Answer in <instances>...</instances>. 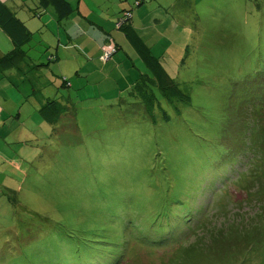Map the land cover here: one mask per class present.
Listing matches in <instances>:
<instances>
[{"label": "rangeland", "instance_id": "obj_1", "mask_svg": "<svg viewBox=\"0 0 264 264\" xmlns=\"http://www.w3.org/2000/svg\"><path fill=\"white\" fill-rule=\"evenodd\" d=\"M85 1L108 31L122 34L111 17L116 0ZM142 7L135 27L188 105L165 109L169 101L123 34L121 54L131 57L104 63L101 29L85 32L76 15L60 24L54 10L41 18L16 11L33 32L24 49L36 68L24 76L0 71V264H264V164L254 175L238 157L233 181L210 187L226 167L227 154L219 164L216 155L236 140L227 122L239 106L237 89L264 71V0H145ZM69 33H81L78 42ZM0 34L3 56L13 44ZM151 89L150 119L143 100ZM48 95L77 106L79 142L72 132L63 141L59 125L46 123Z\"/></svg>", "mask_w": 264, "mask_h": 264}, {"label": "trees", "instance_id": "obj_2", "mask_svg": "<svg viewBox=\"0 0 264 264\" xmlns=\"http://www.w3.org/2000/svg\"><path fill=\"white\" fill-rule=\"evenodd\" d=\"M77 2L78 3L76 8L70 0H36L31 5L27 4V6H24V8H26L32 14V16H36L38 18H41L43 15H45L48 10H54L52 13H55L60 24H62L64 20L66 21L73 15H76V17L78 18L80 17V26L82 30H85V32H87V29L89 32H92V29H101L103 31L101 35L105 34V42L106 44L108 43V45L101 44L103 48L101 49L102 52L100 58H102L101 61L104 63L111 61L116 56L119 58L118 61H124L126 59V56L129 58L131 57V54H129L128 51H125L124 56H122L121 54V50H125L126 46L124 45V40L118 38V34H123V39L125 38V40L129 44H131L136 55H139V57L145 63L148 71L150 72L149 75H146V77H148V79L157 87L158 91L169 101L167 102L168 105L165 106V109H171L169 107V104L170 106H172V108H175V104L180 102L188 105V103L191 101L190 97L186 93H184L182 89L176 84V82L171 78L167 70L161 64L160 56H156L153 53L151 47L149 46L148 39H146L145 35L143 33H140L135 27L137 22V15L142 14V6H144L145 0H129V6L127 8L121 7L117 10L116 14L111 16L112 18H114L115 28L122 32V34L114 31H108L107 24L103 25V23H101V21L97 19L96 16H93L92 20L81 16L79 11L81 0H77ZM118 2L119 0L115 1V3ZM135 7L140 9L135 10ZM77 13L79 14V16L77 15ZM100 18L102 17L100 16ZM102 20L104 21V19ZM96 21H99V23H97ZM26 24L27 23H25L17 16L16 11H13L8 5H6V3L0 0V30H2L13 43V49L0 57L1 72H5L7 70L15 68L19 71L20 74L24 76L26 73H28V69L36 68V65H33L34 63L31 62V58L28 56L27 50L24 49L33 39V32L28 28ZM78 34L81 35V33H76L75 35L69 33V38L71 39V41L78 42ZM103 49L105 51H103ZM105 56H108L107 60L103 59L105 58ZM49 61H58V57H51ZM255 76V80L251 79L250 77L244 79V81L241 82L244 86H241L237 89L236 96H239V98H237L239 106L234 116L227 122L229 127L231 125V129L234 133L233 138L236 140L234 141L233 147L229 146L223 148V150L221 151V155L218 154L215 157V159L219 161V164L220 160L222 159L219 158V156H223L222 154L224 153L227 154V158L225 157L223 161L224 164L226 162L225 169L217 173L214 172L215 175L212 178V182L210 185V187H213V192H215L221 186L224 187L228 184V182L233 181V179H229L230 176L228 174H233L236 171V164L241 162L240 160H238V157H241L246 163L245 166L248 167L247 173L260 175V171H262L263 169L262 168L257 170L258 165L261 166L264 164V148L258 137V134L261 131L259 121L261 122L260 118L262 119L264 115V71L256 73ZM62 81L63 87L67 88L70 85L66 78H64ZM234 84L235 86L237 85L236 82ZM35 88V86L31 88L33 94L39 92V88ZM50 93L52 95L54 91H51ZM245 93L247 94V96L251 93L252 101L243 103L247 101V99L243 96L245 95ZM147 95L151 96L149 100L147 99V97H145ZM144 97L145 99L143 100V102L146 106V116H148L150 119L154 118V107L156 104L155 101L157 95L155 91L151 89L149 93L147 91V94H145ZM42 100L43 101L41 104L44 105L41 107V115L46 120V123L52 126L59 125L58 133L63 141L69 140V137L72 136V132L74 134L75 140L79 142L80 139L77 106L72 103L62 105L56 99H52L50 95H48V97H43ZM166 119L169 120V118ZM135 129L136 126H133L131 128L130 135L136 137L137 135L135 133ZM236 136H241V140H239L238 137L236 138ZM131 151L132 150L130 149L129 152ZM131 153L137 157V154H134L133 152ZM236 174L240 177L245 173H242V171H238ZM217 182H220V185L217 184ZM197 190L198 192H201L199 191V188H197ZM177 195H179V193L177 192V189H175L174 197H176ZM226 195L227 197L230 196L227 194V192ZM174 204L182 205V201H178ZM169 209L170 205L167 206V210ZM222 209L223 212L226 211L225 206H223ZM205 210V207L196 210V213L198 214L196 220H198L201 212ZM189 213H191V210ZM185 214L187 213L185 212L183 215ZM183 215L181 217L185 221L187 218L184 219L185 216ZM222 215L223 214H220L219 217ZM192 219L194 220L195 218L192 217ZM206 225L207 224L204 223L201 224V226L198 225L197 228H204ZM170 226L171 225L167 226L168 231H171L172 229ZM195 230L198 229L195 228Z\"/></svg>", "mask_w": 264, "mask_h": 264}, {"label": "crops", "instance_id": "obj_3", "mask_svg": "<svg viewBox=\"0 0 264 264\" xmlns=\"http://www.w3.org/2000/svg\"><path fill=\"white\" fill-rule=\"evenodd\" d=\"M1 1L6 3V5H8L13 11H17L19 9L26 10V8H24V6H27V4L31 5L36 0H1ZM84 2H86V1L85 0H81V2H80V7H79L80 14H81V16H84L85 18H88L89 20H92V17L96 16L95 15V11L93 10L94 9L93 5L89 6L88 4H85ZM114 6H115V4H114ZM128 6H129V0H123V1L119 0V2L116 3V7L118 9L121 8V7H123V8L126 7L127 8ZM96 22L99 23V21H96ZM0 36H2L3 39L5 40L3 34H0ZM0 56H1V54H0Z\"/></svg>", "mask_w": 264, "mask_h": 264}, {"label": "built area", "instance_id": "obj_4", "mask_svg": "<svg viewBox=\"0 0 264 264\" xmlns=\"http://www.w3.org/2000/svg\"><path fill=\"white\" fill-rule=\"evenodd\" d=\"M108 56H105V58H103L104 60H107Z\"/></svg>", "mask_w": 264, "mask_h": 264}]
</instances>
